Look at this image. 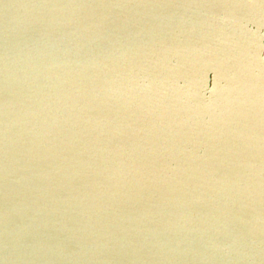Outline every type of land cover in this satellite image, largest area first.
<instances>
[{"label": "water", "instance_id": "1", "mask_svg": "<svg viewBox=\"0 0 264 264\" xmlns=\"http://www.w3.org/2000/svg\"><path fill=\"white\" fill-rule=\"evenodd\" d=\"M0 264H264V0H0Z\"/></svg>", "mask_w": 264, "mask_h": 264}]
</instances>
